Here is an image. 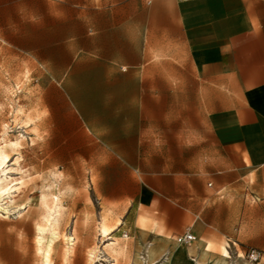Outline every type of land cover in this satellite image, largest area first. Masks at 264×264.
<instances>
[{"label": "crops", "instance_id": "0c3cea01", "mask_svg": "<svg viewBox=\"0 0 264 264\" xmlns=\"http://www.w3.org/2000/svg\"><path fill=\"white\" fill-rule=\"evenodd\" d=\"M28 1L10 41L43 69L52 160L90 169L135 225L191 231L209 264L249 196L264 210V0Z\"/></svg>", "mask_w": 264, "mask_h": 264}, {"label": "rangeland", "instance_id": "374dc122", "mask_svg": "<svg viewBox=\"0 0 264 264\" xmlns=\"http://www.w3.org/2000/svg\"><path fill=\"white\" fill-rule=\"evenodd\" d=\"M29 4L32 3L28 0H0V151L7 153L2 166L0 159V179L10 170L9 181L15 180L11 186L19 183L16 187L21 188L20 192L10 195L13 200L4 197L3 204H8L5 209L0 208V264L44 263L47 240L39 250L34 219L42 222V201L56 200L58 196L65 208L62 231L74 238L76 250L66 264H151L149 261H161L168 248L169 252H175L177 235L172 241L161 235L156 217L146 211V215L139 214L137 218L136 232L132 215L130 211L126 212L127 206L118 208L109 203L98 190V178L89 176L90 169L69 170L66 164L52 160L50 149L46 151L43 69L31 55L14 49L10 41L14 23L20 22L19 13ZM256 201L249 196L244 219L240 220L244 224L238 230L230 227L228 237L203 244L211 254L209 264L214 262L212 256L219 255L224 245L231 255L227 264H238L241 254L247 260V253L252 250L262 252L260 264H264V235L259 234L264 229L263 218L260 219L264 210L256 207ZM103 223L111 228L107 236L101 233ZM124 231L130 232V240L122 238ZM65 243L63 240L58 242L54 264H65L61 258ZM113 250L120 252V256ZM147 250L152 255L145 262L140 255L146 254ZM179 255L185 259L182 264H192L186 259L184 246L179 249ZM206 259L207 256L200 257V263L205 264Z\"/></svg>", "mask_w": 264, "mask_h": 264}, {"label": "bare ground", "instance_id": "6f19581e", "mask_svg": "<svg viewBox=\"0 0 264 264\" xmlns=\"http://www.w3.org/2000/svg\"><path fill=\"white\" fill-rule=\"evenodd\" d=\"M15 143H18V142H15ZM6 154L2 150L0 151L1 166L5 164V160L7 159ZM8 172H10V170H8L5 173V175L3 174L4 178L0 179V208H3V209H5V206L8 204V202L3 204L4 197L8 196L9 200H13L12 198H14V197H11L10 195L14 194V193L16 194L17 192L21 191V188L16 187V185H19V183H16V184H14V186H11V184L13 182H15V180L14 181H9L10 177H8V175L10 173H8ZM52 194H53V192H50V195H52ZM58 197H56V200L50 198L51 200L45 199L44 202L42 201V203H43V210L42 211L44 212V214L41 212L44 215L43 218H42V222H40V220H38V219H34L35 220V225H34L35 227L34 228H35V230H36V232L38 234V238H37L38 240L36 241V243H37V246H38L39 250H41L43 248V246L45 245V241L47 240V243L45 245L46 253L44 255V263L43 264H54L53 263L54 262L53 256H54V254H55V252H56V250L58 248V242L60 240H63V241L66 242L65 243L66 247L63 249L62 256H61L62 261L65 264L68 262L69 257L71 256V254L75 255V253H76L75 248H73V246H74V244H73L74 238L64 234V231H62L63 227L65 225V221H64L65 208H63L61 200ZM29 203H28V205H29ZM26 205H27V203H26ZM19 211H21V210H19ZM21 224H25V223H21ZM110 232H111V228H109L105 223H103L102 226H101V233L103 235L107 236V235L110 234ZM168 240L172 241L174 239H168ZM181 246H183V245H181V244H179L177 242L175 244V252H168L163 257V259L161 261H159V262H156V260L149 261V262L151 264H173V262L175 261L176 264H182L185 261V259H184V257L179 255V249L181 248ZM221 249H222L221 259H222V262L225 263V261H227L228 258H230V254H229V251L226 248H221ZM112 252L115 253L116 256H120V254H121L120 252H118L116 250H113ZM92 254H94V252H92ZM151 255H152V253L149 250H147L146 254H141L140 255V259L142 261L147 262L148 260L151 259ZM207 255L208 254L206 253V251H204L203 254L201 255V257L202 256L205 257ZM186 259L189 262H191L192 264H203V263H200V260H197V259H195V260L191 259L190 260L188 255H187Z\"/></svg>", "mask_w": 264, "mask_h": 264}, {"label": "built area", "instance_id": "2783aa9c", "mask_svg": "<svg viewBox=\"0 0 264 264\" xmlns=\"http://www.w3.org/2000/svg\"><path fill=\"white\" fill-rule=\"evenodd\" d=\"M187 1V0H183ZM151 2V1H150ZM123 237L127 239L129 237L128 233H123ZM197 238L191 231H186L183 235L177 237V242L181 245L190 246L194 242H196ZM247 260L252 264L260 263L262 259V252L258 250H252L247 253Z\"/></svg>", "mask_w": 264, "mask_h": 264}]
</instances>
